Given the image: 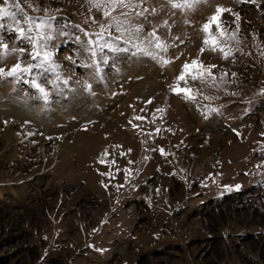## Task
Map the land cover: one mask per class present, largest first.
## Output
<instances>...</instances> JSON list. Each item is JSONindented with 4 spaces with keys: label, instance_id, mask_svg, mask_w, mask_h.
<instances>
[{
    "label": "rangeland",
    "instance_id": "rangeland-1",
    "mask_svg": "<svg viewBox=\"0 0 264 264\" xmlns=\"http://www.w3.org/2000/svg\"><path fill=\"white\" fill-rule=\"evenodd\" d=\"M217 5L231 9L223 37L210 28L227 59L203 43ZM0 7V40L26 49L0 68L34 65L0 77V107L32 104L45 121L0 114V264H264V0H143L121 30L89 0ZM26 16L44 23L50 61L11 30ZM194 59L212 75L178 82Z\"/></svg>",
    "mask_w": 264,
    "mask_h": 264
},
{
    "label": "snow or ice",
    "instance_id": "snow-or-ice-1",
    "mask_svg": "<svg viewBox=\"0 0 264 264\" xmlns=\"http://www.w3.org/2000/svg\"><path fill=\"white\" fill-rule=\"evenodd\" d=\"M202 2H207V0H168V3L174 9L184 10L193 8V6L199 5ZM249 2H255V0H249ZM95 8L102 10L103 15L108 18L110 17L112 22L115 24L117 30H121L122 25L128 19L130 15L133 13L136 16L144 15V12H147L148 9L144 8L143 11H135V9L140 8L143 5V0H140L139 3H136L135 0H89ZM19 6V5H17ZM117 9H122L126 11H121L119 15H112V13L116 12ZM153 11H155L153 9ZM225 12H231V9L224 8L222 6L217 5L215 8V12L212 16L208 17V22L203 24L201 31L205 34L204 45L210 46L212 51H220L223 54V57L227 59L230 55H232L231 51L225 50V47L222 46V40H218L216 36L211 35L210 28L212 25H215L217 32L220 33V36L223 37L224 33L228 32V28L224 25L222 20V16ZM9 15V11L6 8L0 7V17H7ZM238 17V14H235ZM123 16L125 20H121L120 17ZM24 23L27 25V28L21 26L20 22L17 21L16 26L11 29L17 35V39L26 40L31 45L32 50L29 53L32 58L35 60L37 58H42L43 61H50L52 53L44 50V46L42 41L47 39L48 37L41 33V29L45 27L44 23H36L32 20L31 17H25ZM167 22L165 21V24ZM111 27V25H109ZM0 27H3L0 24ZM223 29V31H221ZM127 31H134L135 33H140L142 28L137 25L134 28L124 29ZM35 32L36 35H32ZM149 37H155L154 47L159 50L167 51V45L160 41V38L156 36L155 31L148 34ZM17 51L23 53L26 49H9L7 43L3 40H0V58L7 57L9 54H15ZM203 52V49H201ZM95 54V53H93ZM155 58V57H154ZM178 58V57H177ZM171 61L163 60L162 63L165 65L170 63ZM34 65L24 66L22 63H15L11 69L5 70L4 68H0V77L3 78H22L25 74H29L32 71ZM215 67V65L204 66L202 62L198 60H192L190 63L185 62L182 66V71L179 77H177V81H184L186 76L190 75L193 80L200 79L204 80L205 77L211 76V69ZM235 76L236 74L233 73ZM215 79L214 77H212ZM37 87H39L37 85ZM172 90L177 94H184L185 99L194 100L195 97L191 94L192 90L188 88H179L177 86H173ZM261 94H264L262 92ZM151 101H149L150 103ZM163 154V150H161Z\"/></svg>",
    "mask_w": 264,
    "mask_h": 264
},
{
    "label": "bare ground",
    "instance_id": "bare-ground-1",
    "mask_svg": "<svg viewBox=\"0 0 264 264\" xmlns=\"http://www.w3.org/2000/svg\"><path fill=\"white\" fill-rule=\"evenodd\" d=\"M149 78V77H148ZM150 82L151 81H149V84H150ZM146 84V83H145ZM145 84H143V85H141V87H142V89L144 88L143 86H145ZM147 85V84H146ZM149 86V85H148ZM150 87V86H149ZM99 89H102V88H100L99 87ZM142 89H140V86H136V88L134 89V92H133V94H134V96L135 97H140L141 95H140V92H142ZM100 91V90H99ZM148 95V94H147ZM6 105V104H5ZM7 108H2V107H0V114L1 115H3V114H6L7 116H13V117H15V118H19V117H22L23 115H25V114H27V115H29V116H31L32 118H35L37 121H41V122H44L45 123V121H44V118H43V116H40L39 114H40V109H39V107H34V106H32V104L30 105V104H27V107H25V106H22V104L20 103V104H17L16 102H12V100H11V102H9V103H7ZM73 107V106H72ZM49 111H50V114H51V116L52 117H55V115H56V113L53 111V108L52 109H48ZM87 111L88 110H86V113L85 114H87ZM48 112V111H47ZM178 112H179V114H181L182 116L181 117H183L182 119L183 120H186L187 121V123H192V122H195V121H197V117L199 116H196V118H195V116H189L188 114H187V112H184V111H182L181 112V110L179 109L178 110ZM114 113L115 112H113V116H114V118H117L116 117V115H114ZM73 114V113H72ZM75 114H77V115H80L79 113H75ZM191 115V114H190ZM91 116V115H90ZM50 119V118H49ZM88 119V118H87ZM110 121V120H109ZM198 122H200V121H198ZM113 123V122H112ZM186 123V124H187ZM201 124V123H200ZM199 124V125H200ZM110 126L111 128L113 127V124H107V126ZM190 125V124H189ZM188 125V126H189ZM191 127V126H190ZM57 131H60V130H57ZM8 132V131H7ZM61 132V131H60ZM225 136L227 135V134H224ZM95 139V138H94ZM78 140L81 142V140L82 141H84V143H86V144H88V145H91L92 144V146L94 145V146H96V140H93L92 138H85V136H79L78 137ZM95 142V143H94ZM103 143V142H102ZM84 145V144H83ZM237 148V147H236ZM230 151V149L229 150H227L226 152H228V154H232L233 152H234V148L233 149H231V151ZM203 154H204V152H202V156H203ZM95 155V154H94ZM201 156V158H200V160H199V162H201L202 164H205L204 163V161H205V158L204 157H202Z\"/></svg>",
    "mask_w": 264,
    "mask_h": 264
}]
</instances>
